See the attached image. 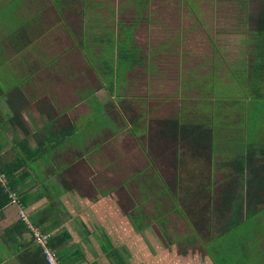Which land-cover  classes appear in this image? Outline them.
I'll list each match as a JSON object with an SVG mask.
<instances>
[{
	"label": "crops",
	"instance_id": "crops-1",
	"mask_svg": "<svg viewBox=\"0 0 264 264\" xmlns=\"http://www.w3.org/2000/svg\"><path fill=\"white\" fill-rule=\"evenodd\" d=\"M233 2L0 0V161L20 167L8 190L31 223L70 234L63 264H216L213 233L264 207V96L238 19L260 7ZM20 209L0 212V264H28L1 238Z\"/></svg>",
	"mask_w": 264,
	"mask_h": 264
},
{
	"label": "trees",
	"instance_id": "trees-1",
	"mask_svg": "<svg viewBox=\"0 0 264 264\" xmlns=\"http://www.w3.org/2000/svg\"><path fill=\"white\" fill-rule=\"evenodd\" d=\"M137 1H139V5L141 6L144 3H148L151 0H137ZM236 1H241L243 5H245L246 7L253 4L258 5L257 7H260L259 9L256 8L255 10H251L249 8L246 9L245 11L247 12L248 18L243 19V17L238 16V19H242L245 21V24H247L245 25L247 27L246 31H248L249 35H251V39L248 40L246 44L249 45L248 48L251 51L250 53L254 55V62H251L252 69L250 72L251 81H252L251 84L252 96L263 97L264 93L261 92L259 83L262 81V78L264 77V0H236ZM241 72L238 70L234 72V76L237 84H241L243 81L245 70L242 73ZM72 133L73 132H69V134ZM0 166L2 168V171L8 177V180H10L11 183L10 187L12 186V188H14L21 182L23 176H21L19 179V176L16 174L17 169H19L20 167L16 169L13 168L9 169V167L6 168L5 166H2L1 161H0ZM8 188H9V184H8ZM261 189L262 187L256 189V191H259ZM159 191H161V189ZM257 197L258 195H256V199ZM11 202L12 199L10 198L9 190L0 183V212L5 207H7V205H9ZM254 202L258 203V201H254ZM259 202H261V200H259ZM235 203L238 204L239 202H235ZM240 206H243L242 202H240ZM263 210L264 207L261 209L253 208L251 215L247 216V218H243V217L240 218L236 216L235 218L231 219L230 223L228 222L226 225L222 227L221 233L218 234L217 237H212L211 240L214 241L226 235L227 233L233 231L242 223H244L245 219L248 220L251 216H254L253 214L256 215V213ZM40 229L48 233L47 230L45 229L43 230L41 227ZM29 231L30 229L28 225L24 221L19 220L18 222L7 228L5 232H3L1 238L5 244H8L10 246L16 245V249H15L16 254L19 256V258L21 257L23 258L24 261L28 262V264H48L45 255L43 254V250L41 249L40 246H38L34 242L33 238H32V243H29V248L27 250H24L23 252L20 251L21 250L19 248V245L21 244L20 239L24 233ZM70 239H71L70 234L66 231H63L60 234L51 236L50 245L53 249L56 250L59 247V245H64V243L69 241Z\"/></svg>",
	"mask_w": 264,
	"mask_h": 264
},
{
	"label": "rangeland",
	"instance_id": "rangeland-1",
	"mask_svg": "<svg viewBox=\"0 0 264 264\" xmlns=\"http://www.w3.org/2000/svg\"><path fill=\"white\" fill-rule=\"evenodd\" d=\"M174 2H180L182 0H173ZM206 2L213 1V0H205ZM221 1H228L229 3H234L233 1L235 0H221ZM2 15L0 14V17ZM9 18H5V21H9ZM4 21V18L0 20ZM2 23V22H1ZM10 21L8 22V25L6 26L9 27ZM2 27V26H0ZM78 27V26H75ZM81 30V29H78ZM87 118L84 117V121ZM83 121H80V124ZM112 122V121H111ZM110 121H103V122H98L100 124V127L106 126L108 123L111 124ZM252 124H256L255 122H252ZM99 127V126H98ZM78 132H86L85 130L83 131H78ZM141 161V160H140ZM142 161H145V158L142 159ZM82 165V164H81ZM145 166V163H144ZM146 167V166H145ZM80 173L88 172V169H84L82 166L79 169ZM111 171V170H110ZM141 174V169L137 170L136 175ZM125 181V179H124ZM143 181V184L141 182ZM140 180L137 181V184L134 185V187H138L137 195L139 197L140 201H144V206H146V200L148 193H143L140 192V185L145 184V180ZM145 191V190H144ZM159 192V191H156ZM161 193V192H160ZM179 201V200H178ZM151 202V201H150ZM148 205L149 211L153 210L152 208L154 207L153 203L151 202ZM142 204V203H141ZM151 207V208H150ZM165 209L168 208L167 205L164 206ZM149 215V214H148ZM176 220V218L174 217ZM201 221H206V218H200ZM171 220V219H170ZM170 228H171V223H170ZM173 228V225H172ZM161 232V231H160ZM264 232V212L251 216L246 222L242 223L240 226H238L236 229L233 231L227 233L226 235L216 239L213 244L209 246V250L212 254V257L215 261L216 264H264V242L258 241L259 239V233ZM163 238H169L174 239L176 236H183L184 234L187 235L188 231L184 229L182 230V227L180 230L177 231H172V232H162L161 233ZM264 234V233H263ZM218 233H213V237H217ZM209 234L208 233H203V235H200L201 238V243H196L195 245H202L205 248V245L209 242ZM192 238V237H191ZM211 238V237H210ZM256 241V243L254 242ZM257 244V245H255Z\"/></svg>",
	"mask_w": 264,
	"mask_h": 264
},
{
	"label": "built area",
	"instance_id": "built-area-1",
	"mask_svg": "<svg viewBox=\"0 0 264 264\" xmlns=\"http://www.w3.org/2000/svg\"><path fill=\"white\" fill-rule=\"evenodd\" d=\"M0 183L8 188L9 180L6 174L2 171L0 166ZM10 198L12 199L13 203H16L20 206V214L23 221L28 225L30 229L31 236L34 242L41 247L43 250V254L45 255L46 261L48 264H62L60 257L55 249H53L50 245V238L51 235L42 231L39 227L34 226L30 219L28 218L27 214L24 212V209L21 206L20 199L17 194L9 192Z\"/></svg>",
	"mask_w": 264,
	"mask_h": 264
}]
</instances>
